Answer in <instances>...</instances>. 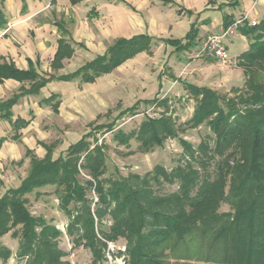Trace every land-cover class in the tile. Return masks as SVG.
I'll use <instances>...</instances> for the list:
<instances>
[{
  "label": "trees",
  "instance_id": "trees-1",
  "mask_svg": "<svg viewBox=\"0 0 264 264\" xmlns=\"http://www.w3.org/2000/svg\"><path fill=\"white\" fill-rule=\"evenodd\" d=\"M4 1L0 0V30L7 24ZM162 1L171 4V0ZM241 31L250 44L249 50L236 58V66L245 76L244 87L228 98L208 87L187 86L196 99L188 130L207 125L212 134L194 147L179 137L178 131L186 129L177 128L169 116L149 119L138 131L129 132L131 139L137 137L142 142L145 151L150 150L151 143L161 145L166 138H179L184 154L176 167L157 166L145 175L105 178L107 146L102 143L94 147L92 134L69 146L58 159L52 158L48 146L44 159L26 152L32 156L29 175L19 188L7 190L0 198V238L12 231L20 237L16 254L20 264H72L70 255L60 247L61 230L28 208L27 196L48 185L56 187L59 208L68 217L66 236L73 249L87 250L91 264L105 260L103 239L125 243L130 264H180L182 259L197 257L212 264H264V21ZM195 38L192 29L189 44ZM153 42L149 35L117 40L103 56L57 78L46 79L33 68L23 71L1 62L0 84L5 80L29 84L0 104V120H7L14 131L10 139L18 141L20 131L29 125L12 119V108L21 97L38 94L51 80L93 83L136 55L151 53ZM165 42L189 48L177 40ZM58 50L52 63L55 68L74 53L66 41H60ZM167 103L165 99L158 105ZM58 105L52 108L57 111ZM127 113L134 116L137 111ZM116 127L96 129L107 133ZM6 140L0 139V148ZM168 187L172 189L163 193ZM94 194L98 196L96 202ZM225 204L229 211L222 210ZM202 239H226L229 246L221 245L218 254L207 261L199 248ZM9 255L0 246L3 264Z\"/></svg>",
  "mask_w": 264,
  "mask_h": 264
},
{
  "label": "crops",
  "instance_id": "crops-1",
  "mask_svg": "<svg viewBox=\"0 0 264 264\" xmlns=\"http://www.w3.org/2000/svg\"><path fill=\"white\" fill-rule=\"evenodd\" d=\"M2 8L7 24L0 30V63H12L23 71L33 68L46 79L74 73L103 56L117 40L149 35L154 42L151 53L136 55L93 83L87 84L79 79L73 82L51 80L38 94L19 99L12 108L13 122L22 119L29 125L20 131L21 137L15 141L10 139L14 134L12 125L7 120H0V139H7L0 148V197L9 189L19 188L27 177L25 167L19 164L28 163L27 151L39 159L45 158L47 153L38 145L39 141H31L28 137L37 122L51 119L54 112L63 114L69 86L79 81L81 85L77 83L76 93L82 102L90 100V103L78 106L81 111L92 108L100 113L102 96H112L111 91L120 83V78H131L130 73H125V67L135 66L138 59H152L157 43L172 46L165 40L180 41L182 46L189 45V48L182 47L188 56L201 47L205 38L219 34L232 22L247 18L248 23L250 17L257 24L264 21V0H171V4L162 0H82L78 3L70 0H5ZM192 29L196 38L189 44L187 38ZM235 29L237 32L241 30ZM233 36L226 42H232ZM60 41H66L74 53L55 68L52 63L59 52ZM196 63L190 65L193 74L203 80L206 77V82L211 80L208 76L212 71L216 72V66L223 64L212 59ZM177 81L171 87L176 86ZM206 82L198 87L217 90ZM104 83L108 85L103 87ZM27 84L5 80L0 84V104L16 96L23 85L28 88ZM50 98L51 101H46ZM56 103H59L57 111L52 108ZM17 264H20L18 258Z\"/></svg>",
  "mask_w": 264,
  "mask_h": 264
},
{
  "label": "rangeland",
  "instance_id": "rangeland-1",
  "mask_svg": "<svg viewBox=\"0 0 264 264\" xmlns=\"http://www.w3.org/2000/svg\"><path fill=\"white\" fill-rule=\"evenodd\" d=\"M238 14H236L237 17H239ZM252 20L253 18L250 17L249 22H246L238 30L245 28V26H251ZM225 43L228 47L229 59L232 62L216 66V72L213 73L212 71L210 73L211 75L208 77L211 80H207V82L206 77L204 80L201 77H196L192 71L193 67L191 68L190 66L206 59L197 56L201 47L195 53L193 52L187 56L184 54L185 49L183 48L178 49L177 47L157 43L154 49L155 56L153 57L152 55V59L148 57L145 60L138 59L135 66L132 64L125 67V73H130L131 78L127 77L123 80L121 76L122 78L119 79L120 83L111 91L112 96L108 97L106 94L102 96L100 113L92 110V108L90 111L85 112L78 108V106L82 107L90 103V100L82 102L81 97L76 93L77 83L79 86L81 85L78 81L68 87L69 96H67L64 103L63 114L54 112L51 119L46 118V120L37 122L30 131L31 134H29L28 139L39 141L38 145L46 153L48 146L51 149L52 158L58 159L69 146L75 145L84 136L92 134L91 144L94 147L95 145L101 146L102 143L107 146L104 149L105 157L107 153L105 178H116L121 175L128 176L131 174L145 175L153 171L157 166L172 169L178 165L177 162L184 154V148L179 138H166L161 145L151 143L150 150L145 151L142 149V142L137 137L131 139L129 132L138 131L147 120H153L151 116H148V113L156 112L159 114L158 120L169 116L176 122L177 128L186 129V131H178L179 137L185 139L194 147L198 146L208 134H212L207 125H203L198 129L188 130L187 122L191 120L196 106V99L193 93L187 89V86L191 84L199 86L204 81L207 85L217 89L215 91L220 96L228 98L235 96L237 88L242 89L244 87L245 76L236 66L235 60L242 53L249 50V40L243 36L240 30L234 33L232 42L225 41ZM214 61L220 64L219 61ZM220 77L222 78L221 83L219 82ZM175 81L178 82L177 85L171 87ZM107 85V83H104L102 86ZM165 99L168 100L166 105H158ZM131 109H135L137 114L134 116L129 115L127 111ZM115 124L117 126L116 129L107 133L96 129L99 126L108 129L115 126ZM116 135L119 139H115ZM122 136L124 139H122ZM31 153L33 156L34 153ZM32 156H26V158L29 157L27 159L29 160L28 163L23 162V165L19 163L21 167H25L27 176L31 170ZM82 174L83 177L89 179L83 171ZM55 188L48 185L47 187L36 189L33 194L27 196L29 198L28 208L34 216L43 217L61 230L63 235L60 238V247L70 256L71 253L76 255L73 260L74 264H91L92 257L87 250L82 247L72 250L73 245L66 236L67 229L63 231L68 223V217L59 208L60 201L55 194ZM171 189V187L165 188L163 193ZM93 198L94 202L95 199L98 200V196L95 194ZM222 210L229 211L230 206L225 204ZM19 240L20 237L14 236L13 231L0 238V246L10 253V257L5 264H17L16 254L20 246ZM228 243L229 241L226 239L225 241L217 242H212V239H202L199 243V248L203 251L202 256L204 259L210 261L212 257L218 254L220 246L223 245L228 248ZM199 260V257L188 260L182 259L180 264H212ZM0 264H3L2 259H0ZM173 264L175 263L173 262Z\"/></svg>",
  "mask_w": 264,
  "mask_h": 264
},
{
  "label": "built area",
  "instance_id": "built-area-1",
  "mask_svg": "<svg viewBox=\"0 0 264 264\" xmlns=\"http://www.w3.org/2000/svg\"><path fill=\"white\" fill-rule=\"evenodd\" d=\"M215 1V0H211ZM247 22V18L239 19L235 22L232 26L223 29L222 32L219 34H214L208 36L201 44V49L197 53L199 58H206V59H214L217 61H221L223 64L231 63V60L228 56V48L225 45V41L229 39L230 36L234 34V29L243 26ZM252 26L257 25V22H252ZM148 116L152 117L153 119H158L159 114L153 112L152 114L148 113ZM148 117V118H149ZM97 199H95V202ZM68 225H66L63 231L67 229ZM103 241L106 243L105 249V260L103 264H130V256L127 252V247L125 243L121 244V242H112V241ZM73 250V247H72ZM76 257L75 254L71 253L69 257L72 264L74 258Z\"/></svg>",
  "mask_w": 264,
  "mask_h": 264
}]
</instances>
